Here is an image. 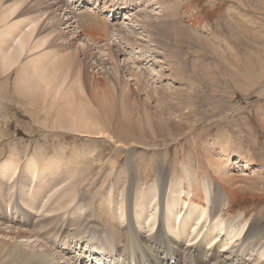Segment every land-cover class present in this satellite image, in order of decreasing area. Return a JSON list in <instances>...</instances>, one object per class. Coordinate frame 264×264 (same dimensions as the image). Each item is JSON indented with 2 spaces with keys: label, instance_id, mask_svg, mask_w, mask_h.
I'll return each mask as SVG.
<instances>
[{
  "label": "rangeland",
  "instance_id": "374dc122",
  "mask_svg": "<svg viewBox=\"0 0 264 264\" xmlns=\"http://www.w3.org/2000/svg\"><path fill=\"white\" fill-rule=\"evenodd\" d=\"M14 1L15 0H10V3L8 2L7 4H12ZM52 1L56 2L59 9L52 10L51 8L54 7L50 5L51 1L48 0H25V4L21 8V11H23L22 16L33 17L36 20L34 25H37V29L42 26V33L40 36L43 37L47 35V41L44 44L42 53L49 48L64 49L65 55L74 57L75 63L77 67H79L77 68V72L79 70L83 72L82 78L86 81L85 84H87V89H90L92 85L94 86L99 84V80L104 82L105 87L101 89L105 90V92L112 93L114 91L116 94V90L118 88L122 89L127 87V91H129L131 95L128 100L124 98L117 100L116 97L111 98L112 104L110 106L115 109L113 112L116 113L117 120L124 122V112L129 115L128 119L131 122L134 121L135 123H141L143 125L148 123L146 115L151 116V119L156 123L157 118L161 119L169 117L168 114H173L175 115V120H180L181 116L178 110L183 109L185 115L189 114V109L187 108L189 103L184 102V104L180 106L177 97L189 96L191 92L195 93L197 91L198 92L195 98L196 101H198L197 104L199 105L200 110L196 111L195 114L190 116V118H183V122H195V120L199 119L202 115L199 114V111L209 109L208 113L212 112L210 117L207 116L206 112L204 115V122L206 124L204 125L202 123L203 125L201 124V130H197L195 135L191 137L189 134L187 137V131L186 133H182L186 134V139L183 137L180 141L181 144L170 141L171 143H163L165 147L161 146V143L163 142L161 137L158 144L153 146H157L158 148H149L152 151H142V149H140L141 151H138L137 157H140L142 160V168L141 171L133 176L134 178H132L133 181L131 183V187L133 185V195L137 185H141V180L137 181L138 176H140L139 179L144 176L147 183L152 182L153 184L157 172L156 170L161 164H163V167L169 166L171 160H173L172 158H175L176 156L179 157L177 169H179L181 165L180 161L182 159H180V157L183 156L185 157V160L190 158L193 160L192 164H195L197 161L194 160H196L198 155L192 151V142H194V138L196 139L195 142L198 141V149H200V146L202 145L204 148L208 146L207 149L202 151V153L200 152L201 157L198 158H201L206 162V160L203 159L205 157V152H213L212 159L217 158L218 160H222L223 163L226 162L225 168L228 173L226 185L228 191L234 194L232 195L234 198L232 204H230V208L225 209L229 212L226 215V219H228L229 216L236 218L237 212H239L238 214L242 213L241 215H245L241 218L243 221L242 224H246L245 232L248 231L250 225L256 221H258L256 222L257 225L264 226V0ZM41 2H43L46 6H49L48 11L44 9L46 7L45 5H42ZM46 2L49 5H47ZM4 6H6V4ZM4 6L0 7V12L6 8ZM116 7L119 9L121 8V11H124V13L122 16H119L117 20H114L112 16L113 14H111L110 11L113 10L112 8ZM128 9H132V12L128 13ZM27 10L29 14H24ZM60 11L62 16L65 13L72 16V22L74 23L76 31L81 32L84 30L85 33L87 32L86 27L91 25L89 22L92 18L90 13L96 15L99 14L103 19H108V22L111 25H115V23L117 25L123 24L122 19H124L126 15L130 17L133 13L131 19L125 18L124 25L127 29H129L131 34H135V37L132 38L131 36L134 41L133 43L144 51L147 50L146 53H148L151 57L149 60L144 61L143 59V61H139L134 54V50H131V47H127L126 43L121 41L122 38L118 35L112 38L109 36L110 33H108L106 36L107 38L105 39L107 40L108 46H106L104 41L100 42L99 46L89 43V39L84 36L77 41L75 40L70 42L69 39H67L68 36L66 31L68 30L64 29L65 26L55 25V22L56 24L58 23V15ZM101 13L103 15L105 14L104 17ZM53 15H57V17L52 19V17H54ZM22 16H20V19H23ZM16 20H18V18ZM143 21L145 23L149 22V28H147L151 31L150 34H153L152 36L150 34L148 35V32H145L147 28L140 25ZM163 25L165 26L164 28L162 27ZM153 27H157V31H152L154 29ZM161 33L162 35H160ZM83 42L90 45L89 47L91 49L89 51H83L86 47H83ZM66 44L67 46L64 47L63 45ZM123 50H126L125 54H123ZM135 50L139 51V49ZM40 51L41 50L35 51V53L29 52L25 57H23L24 63L41 55L42 53L39 54ZM108 51L115 54V61H104H108L107 59H109ZM141 55L142 54H138V57ZM86 57L89 59L87 60ZM131 57L135 58V66L130 63L132 62ZM143 58H145V56ZM173 60L174 62H171ZM96 61H101V64L102 61H104L103 67H106L102 69V66H99L98 69H101L99 72H102L100 75L97 73L98 69H92V67H94L92 64H96ZM115 62H118L120 65H125L122 69L123 72H121V76H118L114 70ZM173 63L177 69L184 67L182 70L183 74L180 72L177 78L175 77V72H173L172 68L170 69L168 66V64ZM126 68H128L129 72L126 71ZM94 75H98L97 78H94ZM103 75V78L99 77ZM133 75L135 76L133 77L134 80L131 78ZM2 81H4V79H0V84ZM16 81L17 79H15V74L10 76L9 84L11 86V93L8 95L4 94V97L6 96L5 98L0 94V106L2 105L0 107V109L2 108L0 110V115L5 116L0 124V129L2 133H4V136L0 138V164H2L3 161H5L11 154L17 156L16 158L20 161L18 164V170L13 175V180L11 182L4 183L5 185L8 187L13 185L12 183L20 177L21 170H23L22 166L26 160H29V158L34 156L35 153L36 157H40L45 161L47 158L52 156L55 157L54 154L59 152L62 153L61 157L63 158L73 157L76 152L84 153L87 150L91 155H105V158H102L101 162H103V160L105 161V159L108 160L111 157L115 160L119 159L118 161H115L116 163H113V165L116 166V169L122 168L121 177L125 174L126 178L124 185L127 186L130 180V178L127 179V177L131 175V169L126 170L123 167V163L126 162V157L129 154L128 147H116V143L113 142V140L111 141L108 137H103L104 139L95 141L87 140L86 138L91 137L86 135L84 136L80 133H74L67 130L57 131L54 127V117H56L57 111H67L68 106H64L62 102H56L51 105L50 110L47 112L48 115H46V106L49 104L51 97L47 94L45 107L43 105L39 106L44 111H41V113L38 114L36 109L32 107L30 103V97L21 96L14 91L13 84H15ZM70 83L71 81L68 80V88L71 87L69 85ZM85 84H82L84 90L86 89ZM150 90L158 92L161 95L154 103H151V97L148 96V91ZM63 94H65V92L61 91L60 96ZM144 101H147L148 103H144ZM169 102L171 103L169 104ZM210 103L212 104V107L210 106ZM213 107L216 112L215 114L211 109ZM31 112H34V114ZM36 115L38 118H36ZM6 118H8V120ZM115 118L116 117H113L112 119L114 120ZM35 119L37 121H35ZM168 122L172 124L173 121L169 120ZM173 126L177 125L174 123ZM134 128L137 130L144 129L141 125H136ZM160 129L166 130L167 128H160V126H157V129L155 128V130H157L156 132L158 135L161 133ZM197 129H199V127ZM65 131L67 132V135ZM108 132L116 138L118 137L116 129L111 128V131L108 130ZM150 136H152V134H150ZM199 136L200 138L197 139ZM173 137L176 138V135L171 138ZM223 137H226L227 139H224ZM220 145L221 147L223 146L231 149V151H229L231 154L230 158L222 156L219 147ZM83 147H85V149ZM13 148L18 152H13ZM157 150H160L159 154L154 153V151ZM11 151L13 153H11ZM151 158L154 159L153 163L157 165L153 169L145 170V165ZM205 166H207V162ZM105 167H107L105 175H103V171H101L100 164L95 167L96 169L92 173L87 174L92 186L84 184L78 189V198L84 197L86 200L87 205L83 206L84 210L86 209L85 212L90 209L94 213L95 208L98 203H100L99 200L102 196H104L103 194L107 195L104 200H107L112 195H114L113 197L115 200L116 196L119 197V201L121 200V193H123L124 187H119L117 190L113 191L112 188L110 189V183H106L104 187L100 189V185L103 181L102 177L104 176L103 179H105L110 171L108 163L105 164ZM195 167L196 166L194 165L193 169ZM100 171L101 174L99 175ZM144 172H147V174H144ZM95 173L96 176H94ZM214 177L217 178L216 176ZM144 183L145 180L143 181V184ZM214 184H216L217 188L221 192L222 189L218 185L217 181L214 182ZM27 185H30L29 189L31 193L33 190L32 184L28 181V179H26L25 183V186ZM141 187L142 186H140V188ZM92 188L98 191L94 192ZM14 191L12 190L13 194L16 195V197H19L20 191H18L17 188H15ZM2 194L3 193H0V197ZM16 197H14L12 202L8 204V206H11L10 208H12V213L9 211L4 212L2 215L4 216L3 218H5L6 215L8 220L5 224L2 222L4 227L8 225L14 228L13 225H15V223V227H20V224L15 222L12 218L13 215L21 218L24 213L21 204L16 201L18 198ZM2 199L3 198H0V202ZM1 206L3 207L4 205L0 203V207ZM14 207L15 209L18 208L20 211H23L21 216L19 215L18 210H14ZM78 207L80 206H74L73 208L77 209ZM26 214L27 219H34V224L41 217L39 214L35 216L31 213ZM181 216H183V214H181ZM65 220L66 218L63 221ZM22 221L23 220H21V222ZM85 221L86 220L84 219L82 220V227H79L78 229L81 230L82 236L83 233H86V237L84 236L82 239L84 240L85 238H90V244L94 245L95 243H98L99 248L103 251V247L106 246L104 245L105 242L103 237L105 236L103 235L104 233H108L111 228H109V225L101 226L99 223L92 225L93 223L90 221ZM126 221L127 220L121 222L122 225L119 228V236L121 237L122 243L125 238L127 239L131 235L127 228ZM238 221H240V218ZM32 227L33 226H24V228H27L28 230L35 228ZM136 229H139L137 233L140 235L136 236L134 234L133 237L136 242V246L132 250L130 247L127 250L126 246L124 247L121 242H118L119 240L112 242L114 248H116L115 251L117 248L118 250L121 249V256L117 258V260L121 258L120 261L122 262L120 264H136V260L142 264H152L149 255L150 252L154 255L158 251L160 257L165 256V246L163 245V247L161 241L155 238L158 228H156L153 232H148V229L142 230L140 227H136ZM5 232L9 233V230H6ZM5 232L0 234H5ZM142 234H145V237ZM147 234L151 237H146L148 236ZM5 237L0 236V240L6 241L7 239H5ZM138 237L143 239L144 245L148 246L149 244L147 250L144 246L142 248L139 245ZM152 239L155 241H152ZM184 242L186 241H182V243ZM261 245L262 244L258 246H249L247 249L248 251H245L243 254L239 253V256L235 257V259L232 258V260H235L238 264L239 262L240 264H263L261 262L263 260L255 262L252 258L257 255L256 252L259 251ZM95 247H97L96 244ZM68 252L72 251H67V253ZM74 254L75 253L69 254L67 257H73ZM233 255L237 256L238 254L233 253ZM109 256L111 259V255ZM171 257L173 256L170 255V258ZM227 257L230 256L228 255ZM124 260L127 262L125 263ZM180 261L181 260H179V264H181Z\"/></svg>",
  "mask_w": 264,
  "mask_h": 264
},
{
  "label": "bare ground",
  "instance_id": "6f19581e",
  "mask_svg": "<svg viewBox=\"0 0 264 264\" xmlns=\"http://www.w3.org/2000/svg\"><path fill=\"white\" fill-rule=\"evenodd\" d=\"M9 1L10 0H0V7L6 4V6H4L6 8L0 12V79H4L0 84L1 96L4 97V94L8 95L11 93V86L9 84L10 76L14 74L15 79H17L15 84H13L14 91L21 96L30 97V103L38 114L44 111L39 106L43 105L45 107L47 102L46 95L49 94L51 97L49 104L46 106V115H48L47 112L50 110L51 105L56 102H62L64 106H68L67 111H57L56 117H54V127L57 131L67 130L80 133L84 136L91 137L86 138L87 140L95 141L104 139L103 137H108L111 141L113 140V142L116 143V147H128L129 154L126 157V162L123 163V167L126 170L131 169V175L127 177V179L130 178L128 184L126 181L127 186L124 185L126 177L125 174L121 177L122 168L116 169V166L113 165V163H116L115 161L119 159L115 160L111 157L101 162L102 158H105V155H91L87 150L84 153L76 152L73 157L63 158L61 157L62 153L59 152L60 154L56 153L54 154L55 157L52 156L45 161L40 157H36L35 153V155L29 158V160H26L22 166L23 170H21L20 177L17 178L15 182L13 181L14 183H12L13 185L11 187H8L4 183L13 180V175L18 170V164L20 163L16 158L17 156L11 154L0 164V193H3L0 197L3 199L0 203L4 205L0 207V233L9 230V233L5 232V234H0V236H6L5 239H7L6 241L0 240V264H120L122 262L120 261L121 258L118 260L117 258L121 256V249L118 250L117 248L115 251L116 248H114L112 242L116 240L121 242L119 228L122 225L121 222L125 220H127V228L131 235L127 239L124 237V242L121 243L123 244L122 246H126L127 250L129 247L132 250L136 246L133 236L134 234L136 236L140 235L137 233L139 229L137 230L136 227H140L142 230L148 229V232H153L158 228L155 238L161 241L162 246H165V256L160 257L158 251L154 255L150 252L149 255L152 264H179V260H181V264H238V262H235L232 258L235 259V257L239 256V253L243 254L245 251H248L247 249L249 246H258L260 244H262L261 248L256 252L257 255L252 258L255 262L263 260L261 262L264 264V226L257 225L256 222L258 221H256L253 222L248 231L245 232L246 224H242L243 221L241 220L242 216L245 215H241L242 213L238 214L239 212H237L236 218L229 216V218L226 219V215L229 212L225 209L230 208V204H232L234 198V196L232 197L234 194L228 191L226 185V181L228 180V173L225 168L226 162L223 163L222 160H218L217 158L212 159L213 152H205V157L203 158L207 162V166H205L206 162L198 157H201L200 152L202 153L208 146L204 148L203 145L200 144L202 146L198 149L197 145L199 144L198 141L195 142L196 139L193 138L194 142H192V151L198 155L196 160H194L197 161L195 164H192L193 160L190 158L185 160L183 156L180 157V159H182L180 161L181 165L179 169H177L179 157L176 156L172 158L173 160H171L169 166L163 167V164L159 166L156 170L157 172L153 184L152 182L147 183L144 176L141 179H139L140 176H138L137 181L141 180L140 186L142 187L140 188V186L137 185L133 195V185L131 187L132 178H134L133 176L140 172L142 168V160L140 157H137L138 151H141L140 149H142V151H150L151 149L149 148H156L157 146H153L158 144L161 137L163 140L161 146L165 147L163 143H171L170 141L181 144L180 141L186 135L182 133H186L187 131V137L189 134L192 137L197 130H201L203 124H206L204 122V115L206 112L208 117L212 114V112L208 113L209 109L199 111V114L202 115L199 119L195 120V122H183V118H190L196 111L200 110L197 104L198 101H196L195 98L198 91L195 93L191 92V94L189 93V96L177 97L180 106H182L184 102L189 103L187 107L189 109V114H186L187 116L184 114L183 109L178 110L181 116L180 120H175V115L168 114L169 117L157 118L156 123L151 119V116L146 115L148 123L143 125L141 123H135L134 121L131 122L128 119L129 115L124 112V122H121L117 120L116 113L113 112L115 109L110 106L112 104L111 98L116 97L117 100L121 98L128 100L131 95L129 91H127V87L122 89L118 88L116 94L114 91L109 93L101 89L105 86L104 82L99 80V84L92 85L90 89H87V84H85L86 81L82 78L83 72L80 70L77 72V68L79 67H77L74 57L65 55L64 49L49 48L50 50H45L42 53L44 44L47 41V35L43 37L40 36L42 33V26L37 29V25H34L36 20L33 17L22 16L23 11H21V8L24 6L25 0H15L12 4H7ZM48 1H51L50 5L54 7L51 8L52 10L59 9L56 2L52 0ZM41 4L45 5L43 2H41ZM46 4L49 5L47 2ZM45 7L46 8H43L48 11L49 6L45 5ZM112 9L110 13L113 14L114 20H117V18L124 13V11H121V8L119 9L116 7ZM131 10L128 9V13H131ZM60 13L61 11L58 15V23L56 24L55 22V25L65 26L64 29L68 30L66 31L68 36L67 39H69L70 42L77 41L84 36L89 39H87L89 43L99 46L100 42L104 41L106 46H108L107 40L105 39L108 33H110L109 36L112 38L116 35L122 38L121 41L125 42L127 47H131V50H134V54L139 61H143V59L144 61L149 60L151 57L146 53L147 50L144 51L133 43L134 41L132 38L135 37V34H131L129 29L124 25L125 18L131 19L133 13L130 17L124 15L125 18L122 19L123 24L120 25L116 23L115 25H111L108 19H103L99 14L90 13L92 18L89 21L91 25L86 27L87 34L84 30L81 32L76 31L71 15L65 13L62 16V13L61 15ZM24 14H29L28 10ZM101 15L103 14L101 13ZM20 16H22L23 19H20ZM55 17H57V15L52 17V19ZM17 18L18 20H16ZM148 23L149 22L145 23L143 21L140 25L147 28L149 26ZM162 27L164 28L165 26L163 25ZM148 28L144 30L148 32L147 34L149 35L151 31ZM153 28L152 31H157V27ZM150 35L152 36L153 34ZM160 35H162V33ZM82 45L83 47L86 46L83 51H89L91 49L89 47L90 45L85 42H83ZM63 46L66 47L67 44ZM135 49H139V51ZM38 50H41L39 52V54L42 53L41 55L24 63L23 57L29 52L35 53V51ZM108 52L109 59H107L108 61H104H115V54L110 51ZM122 52L125 54L126 50ZM138 54L142 55L138 57ZM144 56L145 58H143ZM86 59L88 60L89 58L86 57ZM134 59L133 57L130 63L135 66L136 61ZM104 61H102V64L101 61H96V64H92V66H94L92 69H98L100 65L102 69L106 68L103 67ZM171 62H174V60ZM124 66V64L120 65L118 62H115L114 70L118 76H121ZM168 66L175 72L176 78L184 69V67L177 69L174 63L168 64ZM126 69V71L129 72L128 68ZM100 70L101 69L97 70V73H99L98 75L102 74V72H99ZM181 74H183V72ZM97 76L94 75V78H97ZM99 77L103 78L104 75ZM133 77L135 76L133 75L131 78ZM68 80L71 81L69 84L71 86L70 88H68ZM82 84L86 85L85 90ZM61 91L65 92L62 96H60ZM148 96L151 97V103H154L161 95L158 92L150 90L148 91ZM144 103L148 102L144 101ZM170 103L171 102H169V104ZM211 105L210 103V106ZM211 109L212 111L215 110L214 107ZM31 113L34 114V112ZM215 113L214 111V114ZM113 117L116 118L113 120ZM3 118H5V116L0 115V124ZM36 118H38L37 115ZM6 119L8 120V118ZM169 120L173 121L172 124L168 122ZM35 121L37 120L35 119ZM43 121L46 122L45 120ZM174 123L177 126H173ZM136 125H141L144 129L137 130L134 128ZM157 126L167 129H160L161 133L158 135L156 132L157 130H155ZM198 127L199 129H197ZM111 128L117 130V138L108 132V130L111 131ZM65 133L67 135L66 131ZM149 133L152 134V136H150ZM174 135H176V138H171ZM3 136L4 133H2L0 129V138ZM198 138H200V136L197 137V139ZM223 138L227 139L226 137ZM221 145L219 147L222 156L230 158L231 154L229 151H231V149L223 146L221 147ZM83 148L85 149V147ZM14 150L13 152L17 151ZM13 152L11 151V153ZM154 153L159 154L160 150L154 151ZM153 160V158L148 160L144 168L145 170L153 169L157 165L153 163ZM107 163L110 171L105 179H103L104 176L102 177L103 181L100 185V189L103 188L106 183H110V189L112 188L113 191L117 190L119 187H124V191L121 193V200L119 201L118 196H116L115 200L113 197L114 195L104 200L107 195L103 194L104 196L99 200L100 203L97 202L98 205L94 213L90 209L85 212L86 209L84 210L83 206L87 205L86 200L84 197L78 198V189L84 184L92 186L87 174L92 173L99 164L101 171H103V175H105L107 172L105 164ZM194 165L196 167L193 169ZM144 174H147V172H144ZM94 176H96V173ZM26 179L32 184L33 190L31 193L29 189L30 185L25 186ZM144 180L145 183L143 184ZM216 181L222 189L221 192L216 184H214ZM15 188L20 191L19 197L17 196L18 198L12 192ZM92 190L94 192L98 191L94 188H92ZM14 197L17 198L16 201L21 204L22 210L24 211L23 213V211H20L18 208L15 209L14 207V210H18L20 216L23 213V217L21 218L15 217L14 215L12 216L13 220L20 224V227H15L16 223L13 225L14 228L8 225H6L8 227H4L3 225L8 220L6 215L5 218H3L4 216L2 215L4 212H9V210L12 212V208H10L11 206H8V204L12 202ZM74 206L80 207L74 209ZM26 213H31L34 216L39 214L41 217L34 224V219H27ZM181 214H183V216H181ZM65 218L66 220L63 221ZM239 218L240 221H238ZM83 219L87 222L90 221L93 223L92 225L99 223L101 226L109 225V228H111L108 233H104L103 236L105 237L102 236L105 242L104 245H106L103 247V251L99 248L98 243H95L97 247H95V244L91 245L90 238L82 239V237H86V233H83L82 236L81 230L78 229L82 227ZM21 220L23 221L21 222ZM24 226H33L32 228H35L28 230L24 228ZM145 234L142 235L145 237ZM149 236L150 235L146 237ZM138 241L139 245L142 248L144 246L147 250L149 244L148 246L144 245V241L140 237H138ZM152 241L155 240L152 239ZM182 241L186 242L182 243ZM67 251H72L77 255L74 254L73 257H67V255L73 254L72 252L67 253ZM233 253L238 255H233ZM109 255H111V259ZM170 255L173 257L170 258ZM228 255L230 257H227ZM136 262L142 264L137 260Z\"/></svg>",
  "mask_w": 264,
  "mask_h": 264
}]
</instances>
